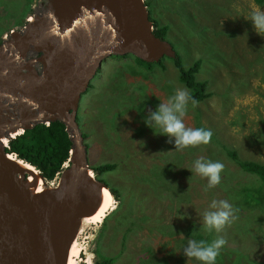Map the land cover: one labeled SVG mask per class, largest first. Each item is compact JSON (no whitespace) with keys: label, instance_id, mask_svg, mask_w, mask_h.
Returning a JSON list of instances; mask_svg holds the SVG:
<instances>
[{"label":"rangeland","instance_id":"374dc122","mask_svg":"<svg viewBox=\"0 0 264 264\" xmlns=\"http://www.w3.org/2000/svg\"><path fill=\"white\" fill-rule=\"evenodd\" d=\"M39 1L0 0V42L39 13ZM146 1L150 17L166 26L165 39L183 65L201 61L196 78L207 82L211 95L194 106L189 103L182 120L185 127L210 131L211 137L207 144L180 147L144 125L143 117L175 89H186L168 57L141 68L129 57L112 56L104 62L82 97V110L93 99L90 123L78 122L84 142L91 143L90 166L118 162L102 178L118 191L120 201L112 198L100 223L83 221L68 259L91 264L98 258V241L109 256L124 247L113 264H197L183 256L187 240L210 242L222 236L230 253L225 264L242 263L238 251L264 264V186L225 150L236 152L240 160L264 164V37L247 20L251 11L264 9V0ZM124 63L146 76L123 71L121 87L117 72ZM112 83L123 89L115 90ZM132 105L142 115L133 108L121 112ZM113 116L115 127L103 119ZM200 158L224 165L220 183L207 191V179L192 171L193 161ZM213 200H226L234 209L219 233L206 231L202 222V212Z\"/></svg>","mask_w":264,"mask_h":264},{"label":"water","instance_id":"95a60500","mask_svg":"<svg viewBox=\"0 0 264 264\" xmlns=\"http://www.w3.org/2000/svg\"><path fill=\"white\" fill-rule=\"evenodd\" d=\"M39 4V13L0 42V264H67L100 192L112 196L89 164L77 120L102 64L128 54L147 63L176 57L171 43L155 35L146 0ZM55 121L71 140L67 167L51 182L41 174L32 182L18 178L32 169L6 156L4 137L9 142L12 134ZM40 180L45 193L37 190Z\"/></svg>","mask_w":264,"mask_h":264},{"label":"trees","instance_id":"16d2710c","mask_svg":"<svg viewBox=\"0 0 264 264\" xmlns=\"http://www.w3.org/2000/svg\"><path fill=\"white\" fill-rule=\"evenodd\" d=\"M146 5H149V2L147 3L146 1ZM150 19L153 22L155 35L157 37L165 39V35L167 31L166 26L159 25L151 17ZM120 57L133 58L135 62L137 63V65L140 66V68L143 66L151 67L152 65L156 64V63L144 62L129 54L124 55V56H118V58ZM161 60H159V62ZM169 60L172 61L177 71L178 80L185 85L186 89L190 92L192 98L195 99L197 103L204 100L205 98H208L211 95L206 89L207 82L205 80H200V79L198 80L196 78V75L200 68L199 66L201 64L200 60H195L193 64H191V66L185 67L182 63L180 54L177 52H176V57L169 58ZM164 67L165 66L163 65L162 68ZM134 69L135 68L133 67L130 68L129 65L125 63L122 64L120 67H118L117 73L121 77H118V76L117 77L120 79L121 87L123 86L124 88L125 86L124 79H123V71L129 70L131 73L133 72L136 74H141L143 76H146V74L143 73L140 69H135V70ZM111 86L115 90L121 89V88H118L117 85L113 83ZM170 94L172 93L170 92ZM129 96H133V95L129 94ZM91 100L93 101V99ZM91 100L88 102V106L91 103ZM87 107L85 106L83 108L84 111L80 109L81 112L82 111L83 112L79 114L80 116H78L77 118L78 121H81L82 119V122H83V119H84V121L90 123L89 122L90 120L88 119L89 107L88 108ZM130 108L137 110L140 113V115H142V112L139 110L140 108H138V106L136 105L124 107L121 112H125ZM103 119L109 124L111 123V127H115L116 118L114 116L111 118H106V119L103 118ZM82 135H83V138L86 137L85 133H82ZM89 146H91V143L87 144V149H89ZM70 148H71V140L69 137V133L65 130V125L60 121H55V122L49 123V125L38 124L34 126L32 129L26 130L22 134L16 135L14 138H11L10 141L7 143L5 150L7 153L14 155L16 158L23 160L24 162L34 166L38 171H40L41 175L47 181L51 182L61 172V170L63 169L62 167L63 164L66 161H68ZM225 150H226L227 156L233 162H235L244 172L256 175L258 179L260 180L261 185L264 186V164L258 163L255 161L240 160L236 152L230 151L227 149ZM117 167H118L117 161L113 163L105 162L103 164H99V165L95 164L91 166L92 170L94 171L95 177L100 179L102 182H104L107 185L110 192L112 193V196H113L112 198H114V201L119 202L120 200H119L118 191L115 188L110 187L109 184L102 178L103 174H105L106 172H111L115 170ZM131 224L133 226L134 222ZM132 226H131V229H133ZM255 228H256V225L253 226V228H251V231H253ZM213 239L214 238L212 237L211 240ZM204 241L209 242L207 239ZM99 244L100 242L98 241L95 243L96 248L94 250V254L98 258L94 260L91 264H113L115 263L117 259H119L120 256H122L121 249L124 248L123 246H121L120 249L114 253L115 255L112 254L111 256H109L108 253L101 251ZM227 249L228 248L226 246H223V248H220L219 250L220 253L216 257L215 264H225V261L227 262V260H229L228 256H230V253L227 251ZM238 255H239V258H238L239 262L240 260H242L241 257L244 258L243 262L239 264H245V263L246 264H258L255 260L245 258V255L239 251H238ZM161 259H164V258H161ZM229 264H232V263L230 262Z\"/></svg>","mask_w":264,"mask_h":264},{"label":"clouds","instance_id":"9594fccd","mask_svg":"<svg viewBox=\"0 0 264 264\" xmlns=\"http://www.w3.org/2000/svg\"><path fill=\"white\" fill-rule=\"evenodd\" d=\"M247 20H250L257 35L264 37V9L256 8L251 11ZM246 37V35H245ZM197 103L190 92L185 88H177L165 102H160L154 111L143 117L144 125L153 135H162L180 147L207 144L211 132L203 128L185 127L184 117L187 107ZM224 165L219 161L196 159L192 163V171L207 179L205 191L220 183V173ZM233 206L226 200H213L208 209L202 212V222L206 231L221 232L223 227L230 222L233 216ZM225 244L222 236H217L210 242L204 240L188 239L182 246L185 258L195 260L197 264H215L220 248Z\"/></svg>","mask_w":264,"mask_h":264},{"label":"bare ground","instance_id":"6f19581e","mask_svg":"<svg viewBox=\"0 0 264 264\" xmlns=\"http://www.w3.org/2000/svg\"><path fill=\"white\" fill-rule=\"evenodd\" d=\"M79 127H80V132H81V126H79ZM16 135H18V134H12L11 138H14ZM81 135H82V132H81ZM82 137H83V135H82ZM3 141H4V143L7 144L8 143L7 137H4ZM83 141H84V138H83ZM4 149H5V147H4ZM6 156H7V152H6ZM9 157L10 158H16L12 154H9ZM18 160L21 161L22 163H25L27 167H29V168L31 167L30 169H32L31 173H28V172L18 173L17 174L18 178H20V179L23 178L24 180H28V182H32L34 180V176L41 174L40 171H38L34 166L24 162L23 160H20V159H18ZM43 184H44V182H42V180H40L38 182V188H37L38 191L44 192V185ZM47 184L50 185L49 183H47ZM113 201H114V198H113ZM111 203H112L111 194L109 193L108 189L103 188V190L100 192V195H99L98 207H97L96 212L93 213L92 216H87L84 221L91 222L94 224L100 223L104 214L110 209ZM71 263H72L71 260L68 259L67 264H71Z\"/></svg>","mask_w":264,"mask_h":264},{"label":"flooded vegetation","instance_id":"af4514ba","mask_svg":"<svg viewBox=\"0 0 264 264\" xmlns=\"http://www.w3.org/2000/svg\"><path fill=\"white\" fill-rule=\"evenodd\" d=\"M31 19L30 17L28 18V20Z\"/></svg>","mask_w":264,"mask_h":264},{"label":"built area","instance_id":"2783aa9c","mask_svg":"<svg viewBox=\"0 0 264 264\" xmlns=\"http://www.w3.org/2000/svg\"><path fill=\"white\" fill-rule=\"evenodd\" d=\"M64 168V167H63Z\"/></svg>","mask_w":264,"mask_h":264}]
</instances>
